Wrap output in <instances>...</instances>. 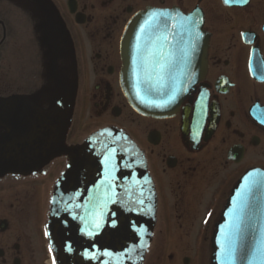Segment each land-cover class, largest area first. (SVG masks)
Returning <instances> with one entry per match:
<instances>
[{
    "label": "flooded vegetation",
    "instance_id": "af4514ba",
    "mask_svg": "<svg viewBox=\"0 0 264 264\" xmlns=\"http://www.w3.org/2000/svg\"><path fill=\"white\" fill-rule=\"evenodd\" d=\"M142 12L168 13L175 24L144 30V71L171 62L164 80L195 82L168 118L138 115L120 86V40ZM198 27L205 68L196 82ZM10 97L43 111L59 106L66 147L115 129L140 151L155 194L141 264H211L232 190L247 172L264 171V0H0V100ZM79 122L85 134L73 143ZM67 165L61 156L0 177V264L56 259L45 232Z\"/></svg>",
    "mask_w": 264,
    "mask_h": 264
},
{
    "label": "water",
    "instance_id": "95a60500",
    "mask_svg": "<svg viewBox=\"0 0 264 264\" xmlns=\"http://www.w3.org/2000/svg\"><path fill=\"white\" fill-rule=\"evenodd\" d=\"M151 14H137L123 31L120 86L135 113L168 118L195 82L164 80L162 90L146 91L148 83L157 84V74L144 71L143 65L141 24ZM174 27L173 19L161 17L146 25L145 30ZM204 44L198 27L196 82L205 68ZM173 92L175 99L156 106ZM66 120L59 106L43 111L21 97L0 100V177L28 175L56 157H67L72 167H67L54 187L52 200L56 203H51L48 221L58 264H141L155 220V194L141 153L126 136L113 129L96 132L81 145L65 147ZM106 155L110 158L107 165L101 163ZM93 219L102 227L97 235L88 238L80 228ZM112 221L117 222V228L110 226ZM69 244L70 252L65 250ZM212 247L211 264H264V171L247 172L232 190ZM85 248L94 258L84 257Z\"/></svg>",
    "mask_w": 264,
    "mask_h": 264
},
{
    "label": "snow or ice",
    "instance_id": "6c2138e0",
    "mask_svg": "<svg viewBox=\"0 0 264 264\" xmlns=\"http://www.w3.org/2000/svg\"><path fill=\"white\" fill-rule=\"evenodd\" d=\"M223 2L225 4H231V3H247L248 0H223ZM161 17H164L165 19H168L170 18L169 14L168 13H165V12H153L151 14V16L149 17L148 20H146L143 24H141V32H143L145 30V26L150 24L153 20H159ZM186 20L188 21H192V17L189 16V17H186L185 18ZM160 37H157V39H159ZM138 39H139V36H138ZM164 39H166V37H164ZM162 57H163V53L160 54ZM171 68V62H168V63H164V62H156V69H157V84L156 85H153L151 83H148V87L146 88V91L148 92H152V91H160L162 90L164 87H165V84H164V76H163V73L170 70ZM137 95H139V92H137ZM173 99H175V93L173 92L172 95H170L168 97L167 100H165L163 102V104H158L156 105L157 107H162L168 103H170ZM58 103V101H57ZM103 135V133H102ZM101 163L107 165L108 163H110V158L106 155L105 156V159L101 161ZM67 167L70 169L72 167L71 163H69L67 165ZM63 175V174H62ZM75 195V194H73ZM71 199V197H69ZM50 203L54 204L56 203L55 200H52L50 201ZM140 204H143V200H140L139 201ZM245 206H246V202H245ZM243 207L241 208V212H243ZM75 218V217H73ZM81 220L83 221L84 218L81 217ZM112 228H117L118 227V224L116 221H112L111 222V225H110ZM102 227V225L96 220V219H93L92 221L90 222H87L86 224V227H81L80 228V232L81 234L85 235L86 237L88 238H92L94 237L95 235L98 234V230ZM46 228H47V225H46ZM237 233L240 231V227H239V222L237 223V226H236V230H235ZM50 233L48 231L45 232V236H49ZM231 248H232V253L234 255V252H235V241L233 240L232 242V245H231ZM66 251H72V248H71V245L69 244L67 246V248L65 249ZM52 252V248L51 246H49V253ZM105 255H110V253H104ZM84 257L86 259H92L94 258V256L90 255L89 253V250L88 248H85V251L83 253ZM52 264H56V259L55 257L53 258V261H52Z\"/></svg>",
    "mask_w": 264,
    "mask_h": 264
},
{
    "label": "rangeland",
    "instance_id": "374dc122",
    "mask_svg": "<svg viewBox=\"0 0 264 264\" xmlns=\"http://www.w3.org/2000/svg\"><path fill=\"white\" fill-rule=\"evenodd\" d=\"M8 67H10V69L13 71L14 70V67L11 66V65H8ZM84 128H83V124L82 123H78V126L74 128V131L72 133V136H71V140L73 143H78L80 142L83 137H84Z\"/></svg>",
    "mask_w": 264,
    "mask_h": 264
}]
</instances>
